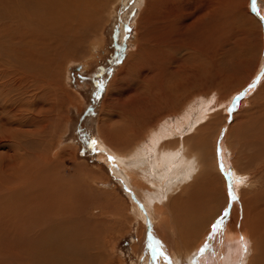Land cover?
<instances>
[{"label": "bare ground", "instance_id": "obj_1", "mask_svg": "<svg viewBox=\"0 0 264 264\" xmlns=\"http://www.w3.org/2000/svg\"><path fill=\"white\" fill-rule=\"evenodd\" d=\"M119 1L122 0H0V147L11 141L6 132L12 117H24L22 103L26 98H15L14 92H20L22 97L31 87L36 98L46 80L65 85L68 65L86 53L88 42L101 45V27ZM261 1L264 0H255L253 8L252 0H136L140 10L134 20L135 34H142L140 30L146 26L152 32L154 59L147 68L148 63L141 59L149 52L145 53L138 43L127 59L128 68L122 67L118 74L129 68L139 74L146 68L150 72L138 79L131 99L117 104L125 118L121 126L113 131L105 126L107 134L105 129H98L101 141L97 142L101 160H106L111 170L123 178L132 201L131 213L127 215V209L119 208L121 201L114 195L107 194L106 202L105 198L95 201L84 187L70 186L57 175L60 167H47L53 171L47 172L49 175L43 172V177L40 172L45 181L37 178L38 174L35 177L34 165L48 163L43 162L45 159L39 161L42 153L35 164L28 159L35 168L28 163L27 168L33 170L30 176L25 174L30 171H24L27 162L22 155L8 151L10 177L0 171L1 178L6 177L0 180L4 182L0 186V264H111L110 241L127 219L138 223L134 245L137 264H164L162 259H152L149 244L157 241L171 264H264V86L260 91L263 98L255 102L254 108H243L246 99H230L237 86H229V78L221 88L203 91L193 87L184 94L190 82L184 75L187 64L200 63L203 57L215 63L224 55L221 44L238 19L246 35L251 29L257 35L255 56L263 64L257 80L264 75ZM247 4L253 15L247 12ZM259 47L262 58L261 50L258 56ZM182 49L186 50L185 57L179 54ZM170 58L176 63L171 72L166 71ZM163 77H171L167 87ZM246 81L242 80L238 87ZM237 104L239 109L230 120L226 140L221 141L217 138L219 130ZM252 108V114L244 115ZM171 115L174 119L168 118ZM241 116L248 118L241 123ZM39 117L28 123L38 126L33 134H42L45 122L50 125L58 120L47 115ZM20 131H11L13 139ZM110 156L115 160H109ZM230 168L234 169L231 177ZM214 179L222 184L224 192L217 207ZM232 191L237 192V200L230 199ZM97 195L94 196H101ZM211 207L216 214L211 212L208 223H201ZM225 208L229 215L223 234L208 239L211 225ZM109 212L114 214L113 220L107 217ZM217 214L220 215L216 217ZM194 216L197 220H193ZM241 236L247 244L246 252ZM206 240L208 247L201 254L199 249Z\"/></svg>", "mask_w": 264, "mask_h": 264}, {"label": "rangeland", "instance_id": "obj_2", "mask_svg": "<svg viewBox=\"0 0 264 264\" xmlns=\"http://www.w3.org/2000/svg\"><path fill=\"white\" fill-rule=\"evenodd\" d=\"M135 2L136 0H127L126 2H123L122 0L118 2L113 15H111L107 21L105 20V22L103 23L104 25L101 27L102 30L101 45L99 44L93 45L91 41L88 42L90 45L89 49L87 50L88 52L86 51L85 54L81 53L82 55L79 54V56H77L76 59L68 65L65 85L63 84L62 81L59 83H55L53 81L51 83V81L46 80L44 81V84L42 86V93L40 94L39 97H36L37 99L34 97V94H32L35 91H32L31 87L27 89L28 91L22 97L20 92L17 93L20 94L19 96H17V94L14 92L15 98H21V99L26 98L22 103V106L24 107V109L22 110L24 112V117L22 119L19 118L15 119L16 117L14 116L12 117L11 123L9 124L8 127L9 130L6 132V134H8L11 137V141L10 143L5 144V146L0 147V171L7 172V167H9L7 160L10 158L9 155L6 153L8 151L11 154L16 153L15 151H17L19 154L22 155V158H24L25 162H27L25 164L26 167V169L24 170L25 172H27V170L32 168L33 165L31 164L33 163L35 164L34 161L39 159L40 156L39 154L42 153L39 161L45 159L43 162L46 163V161L48 160V163H46L45 166H43L44 163L41 164L42 161L40 162V164L37 161L38 166L40 165L41 167L36 166L37 164L34 166L37 171L40 170L39 173L36 170L34 171L31 170L34 172L33 174L29 170L30 172L28 173H25L23 171V175L28 174L32 176L33 174L35 176L38 174L37 178L40 177L41 180L43 181L45 179L42 178L43 176H45L44 173L47 174V172L50 171L51 167H54L55 170L60 167V169L56 171V173H58L57 175H60L59 176L60 179L61 177L63 179H66L70 186L76 187V185L77 186L80 185L81 187H84L85 192L89 193L90 195L92 194L91 196L94 198V200L95 198L96 200L98 199L103 200V198H105L103 202L109 200L107 194L114 195L116 198L119 199V201H121V205L119 206V208L121 209L124 207L125 209H127L124 210L126 211L127 215L131 213L132 201L130 200L129 192L127 191L128 189L125 188V185L122 183L123 178L120 177L119 175H116L111 170L106 160L104 159L101 160L100 158L101 152L98 151L100 150V148L98 147L97 143L93 148L90 142L92 140H95L96 142L101 141V139H99L98 129L99 130L105 129L104 133L107 134V130H106L107 128H110L113 131V129L116 130L121 126L122 120L125 118L121 116L120 110L118 111L119 108L117 104H119V102L123 101L124 99H125L124 101L131 99L133 92H135V87L137 86L136 82L138 81V79L145 77L150 72V70H148L147 68L150 66L149 63L152 64V61L154 59V58L152 59L153 57L152 53L155 50V46L153 40L151 39L153 34L152 32H149L147 26L146 28H141L140 30L142 32V34L140 33L141 39H140V34L139 35L135 34L134 20L136 19L137 14L140 10L139 7L135 4ZM261 2L264 4V1ZM246 9L247 12L249 13L253 12L251 11L249 4L246 5ZM251 14L253 15V13ZM188 19L189 18H187L186 21H188ZM231 27L233 28L226 36L227 37L226 42L223 41V44H221V50H224V55L219 56L215 63H212L209 60H207L205 57H203L200 63L191 62L187 64V68L184 72V75L186 76L187 79L190 80V82H188L187 84L188 87L186 88V91L184 90V94L185 95L188 94L187 91H190L193 87L194 90L198 88L203 91L211 88L213 89H217L219 87L221 88L225 83L226 78H229L230 83H228L229 81L228 80L227 81L228 85L231 84L233 85L232 87L237 86L235 89L236 91L233 92V94L230 96V99L232 100L233 98H236L238 96L237 98L239 101L246 99V103L243 106V108L247 106L248 107L252 106L254 108L256 105L255 102L263 98L262 97L263 93H261L260 91H262V87L264 86V75H262V77L258 78L257 80V74L260 72L261 67H263L262 66L263 64L261 65L260 62L261 60L259 59V57L256 60V56H255L257 35L252 29L249 30L246 35V32L242 28L239 19L237 21L235 20L234 23L231 25ZM263 36H264V32H263ZM149 39L150 42L152 43L149 42ZM261 39L264 42V37H262ZM138 43L141 44L142 49L145 51V53L149 52V55H144L143 58L141 59L143 63L145 62L144 64L148 63L147 68L144 70V72H141V74L135 72V69L132 71L129 68L127 71H124L123 74L120 73L119 75L118 72L121 71L120 69L122 67L128 68L127 59H129L133 50L136 51L138 47ZM163 47L165 48L166 46ZM183 50L184 49H182L181 52H179V54H182L184 55L183 57H185L186 50L184 51ZM260 50L261 48L259 47L258 56L260 54ZM263 50H261V58H262ZM182 55L180 56L182 57ZM138 58L139 56H137L135 60H137ZM194 64H198V65L194 66ZM166 67H167L166 71L171 72L172 69L174 68L176 69V63L174 62L173 59L170 58L168 61H166ZM117 74L118 77L116 79L115 76ZM214 75L215 77L213 79L214 81L213 82L211 81V79ZM170 78L171 77H163L162 83H165L164 84L165 87H167ZM112 79L114 80L113 84H112ZM244 79H246L248 82L246 81L247 83H243L245 85H242V87L241 86L238 87V85H240L241 81ZM50 87L52 88L50 89ZM108 89H110V92H108L109 91ZM173 89L175 90L174 85H173ZM45 91H48V93ZM213 92L215 93L216 91ZM242 93H246V94L241 95ZM68 96L71 98V101L70 98L69 100H67ZM197 99L199 100V97ZM26 100L27 101L29 100L28 101L29 104L25 103ZM252 102L254 103L252 104ZM51 105H53L54 107L53 110L51 108ZM253 108L250 109L244 115L247 114L248 116V114L249 115L252 114L254 111ZM36 109L39 110V112H37ZM238 109L239 107L237 104L234 107L233 112L231 110L230 112L231 114L229 115L230 117L226 121L227 123L220 128L219 130L220 134H218L217 138L218 139L220 138L221 141L225 142L226 140L225 135L227 132L226 130L229 127V123L233 121L234 115L238 112ZM40 115H47V116H51L52 118L56 117L58 118V120L55 122L53 120L50 125L49 124L47 125L45 120L42 119L43 121L41 123L45 122L46 125L45 131L42 134H33V132L36 130L35 128H37L38 126H34L28 123H31L32 121L36 122L38 121V119L40 120L39 117ZM247 116L246 117L241 116L242 117L240 119L241 123L248 118ZM172 117L174 119L173 115H171V117L168 118H172ZM107 122H108V126L106 125ZM18 123L20 125H17ZM105 126L107 128H105ZM19 128L21 131L19 133V136L16 135L17 139L15 140L11 135V131L13 133L15 131L17 132ZM23 128L29 129L31 132L29 130L28 131L24 130ZM32 129L34 130L32 131ZM2 131L3 129L0 125V132ZM62 149L63 152L64 150L68 151L67 153L64 152L65 153L64 156L67 154L66 156L68 157L63 156ZM46 151L48 152L45 153ZM71 151L72 153H70ZM2 153L4 156L3 155L1 156ZM31 153L34 155L32 156ZM59 153L62 154L63 158H61L62 156H58ZM5 154L8 157H6ZM28 159L33 160V163L30 164ZM56 159H58L60 162L59 161L57 162ZM9 160H11V158ZM49 161L50 162L52 161L51 162L52 166L49 165L50 164ZM54 161L57 162V164L55 163L53 165L52 163H54ZM47 164L49 166H46ZM28 165L31 166V168L28 169L27 168L29 167ZM42 166H43V170H42ZM47 167H49L50 169ZM233 170L232 168H230L229 171L230 177L233 173ZM52 171L53 170H51L50 172ZM2 172H0V180L4 181L5 180L4 178L6 177L1 178ZM6 172L3 173V176L6 175L8 178L9 172H7V174ZM40 172L41 173L44 172L43 174H41L42 177L40 175ZM56 173L54 174L56 175ZM52 174L53 173H51V175ZM88 174L90 176L92 175L91 178L90 176H88ZM55 175H53V179H55L54 178ZM57 175L55 177H58ZM59 177L56 178V180L59 179ZM50 179H52V177ZM2 183L4 182H0V186L2 185ZM212 184H214L215 186L214 204L215 207H217L219 202H221L220 201L221 198H224L223 197L224 192L222 190V184L218 183L216 179L213 180ZM90 187L93 189H91ZM76 190H78V188ZM96 193L99 194V196L100 194L101 196L105 194V196L104 197L102 196V198L101 196L95 197L97 195ZM235 195L236 197H238L237 192ZM202 207H204V205L201 206V208ZM213 207H211V209L209 210L210 212L208 211V213L207 212L204 213L205 215L202 217L201 223L202 222H204V224L208 223L209 219L211 218L210 216L216 214L213 212L214 211ZM107 210L108 209L106 208V212ZM211 212L214 214L212 215ZM216 212L218 213L219 210ZM111 213L112 212L107 213V217L108 218L110 217V219L113 220L114 214L112 215ZM220 214H217L216 217ZM193 218H194L193 220H197L196 216H194ZM130 220L127 219L128 222L126 221L127 223L123 225L124 227L122 226V230L120 232H116V234L112 236V239L110 241L111 250H109V252L111 253L110 257L112 258L111 260L113 262L111 264H137V256L134 253L135 250L134 245H136V240H137L136 231L138 229V223L136 221H132L130 223L129 222ZM121 224L123 223L120 222V226Z\"/></svg>", "mask_w": 264, "mask_h": 264}, {"label": "snow or ice", "instance_id": "obj_3", "mask_svg": "<svg viewBox=\"0 0 264 264\" xmlns=\"http://www.w3.org/2000/svg\"><path fill=\"white\" fill-rule=\"evenodd\" d=\"M252 6H253V8H255V0H252ZM262 19H264V17H262ZM245 94L246 93H242L241 95H245ZM90 143L94 148V146L96 145L97 142L95 140H92ZM109 160L114 161L115 157L110 156ZM230 199L231 200L237 199L234 191L230 192ZM228 215H229V209L225 208L223 213L221 214V216L218 217L216 219V221L211 225V230L209 232L208 239H215L217 233H220L221 235L223 234V231L226 228V221H227ZM240 240L243 244L244 251L246 252L247 251V244L243 243V240H244L243 236L240 237ZM207 247H208V243L206 240L205 245H203L199 249V252L202 254L206 250ZM149 248L151 249L153 261L162 259L164 261V264H171L170 257L168 256L166 250L162 247V245L160 244L159 241H157L154 244L150 243Z\"/></svg>", "mask_w": 264, "mask_h": 264}]
</instances>
